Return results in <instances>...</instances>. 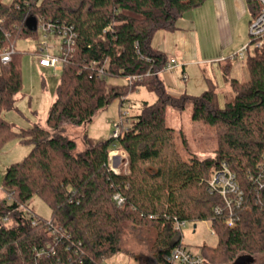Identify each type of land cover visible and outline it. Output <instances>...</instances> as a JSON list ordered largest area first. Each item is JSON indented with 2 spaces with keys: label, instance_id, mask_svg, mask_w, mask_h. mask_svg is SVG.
<instances>
[{
  "label": "trees",
  "instance_id": "obj_1",
  "mask_svg": "<svg viewBox=\"0 0 264 264\" xmlns=\"http://www.w3.org/2000/svg\"><path fill=\"white\" fill-rule=\"evenodd\" d=\"M206 1L0 0V50L36 37L29 22L38 18L70 26L77 34L74 52L58 80L48 128L34 125L17 131L5 119L22 90L21 54L1 67L0 151L15 139L31 150L4 175L0 264H103L125 252V229L147 227L155 231L152 254L145 262L137 260L165 264V257L181 244L176 219L210 222L218 242L202 245L204 264L235 263L242 254L264 255V190L250 179L264 166V45L247 58L246 80H227L235 95L223 108L211 80L201 96L170 94L162 77L169 57L152 47L158 30L175 31L180 18ZM245 1L252 17L259 15L261 3ZM141 87L154 92L156 101L145 102L119 136L97 143L87 138L86 149L77 151L76 141L64 134V123L81 125L117 98L122 107ZM188 104L194 121L214 128L215 158L187 160L177 149L167 110ZM114 149L126 153L128 172L111 169ZM222 163L236 174L244 205L251 206V211H237L235 228L224 224L226 210L214 212L215 206L224 204L207 182ZM116 194L124 198L120 205ZM34 196L49 205L50 218L28 210ZM47 243L55 253L38 257L34 248Z\"/></svg>",
  "mask_w": 264,
  "mask_h": 264
},
{
  "label": "rangeland",
  "instance_id": "obj_2",
  "mask_svg": "<svg viewBox=\"0 0 264 264\" xmlns=\"http://www.w3.org/2000/svg\"><path fill=\"white\" fill-rule=\"evenodd\" d=\"M12 1L3 0L6 4H10ZM250 23L247 27L242 28L244 31L240 33L243 39L241 43H245V45L251 41ZM41 39L42 33L38 32L36 37L20 39L16 43V50L21 54L22 90L17 96L16 108L5 112L4 117L14 125L17 131L28 129L34 125L48 128V113L56 98V87L62 71L43 69L32 61L31 53L36 50V46ZM210 50L213 51V49ZM230 51L227 50L224 54L226 55ZM187 70L190 79L188 82L182 83L188 89L187 94L201 96L203 93V90H199L201 89V82L199 84L198 78H196L192 69ZM180 75L182 76L181 73ZM238 76L242 81L248 78L249 72L246 64H244L243 71L239 72ZM112 81L122 83L121 80ZM192 89L196 94H191ZM232 94L234 97L235 93ZM156 99L157 96L154 92L147 87H141L139 91L128 96L122 107H120V99L117 98L107 107L100 109L91 120L81 125L70 122L64 123V134L76 141L77 151H82L87 147V138L97 143L113 136L114 131L118 128L117 125H120L123 118L124 124L120 126L118 132L120 135V132L130 126L132 118L140 113L143 104L145 102L154 103ZM167 124L176 131L177 149L184 159L189 160L192 157H197L203 160L216 157L215 130L211 126L192 119V105L188 104L184 109L169 107L167 110ZM30 150L31 146L22 144L18 139H15L8 142L0 151V200L6 195L3 189V180L7 169L11 164L23 160ZM110 166L116 173H120L121 170L128 172L126 153L120 149L112 150L110 152ZM9 203L11 202L9 201ZM28 210L46 219L51 216V208L38 196H34L30 200ZM195 224L197 225L195 232L194 223L188 224L180 231L182 240L197 249H200L204 244L215 246L218 239L216 234L212 233L214 230L210 222L204 221ZM154 238L155 231L150 227L141 230L125 229L123 236V249L125 252L106 259V264H142L141 262H145L147 258L150 259L152 254L151 245ZM241 257L243 258L241 262L246 264H257L264 260L262 254L253 256L242 254ZM228 264H234V262Z\"/></svg>",
  "mask_w": 264,
  "mask_h": 264
},
{
  "label": "crops",
  "instance_id": "obj_3",
  "mask_svg": "<svg viewBox=\"0 0 264 264\" xmlns=\"http://www.w3.org/2000/svg\"><path fill=\"white\" fill-rule=\"evenodd\" d=\"M251 16L245 0H207L180 18L175 31L158 30L152 47L177 62L162 74L168 92L175 96L185 94L196 97L187 94L188 89L182 84L185 82L182 76L186 75L188 82L190 75L187 69H192L199 84L201 82L199 90L202 92L207 89V80L216 84L218 102L223 108L233 97L227 80H240L238 74L246 64L245 60L230 58L245 46L241 43L240 33L251 22ZM227 50L231 51L225 55ZM190 92L196 94L193 89Z\"/></svg>",
  "mask_w": 264,
  "mask_h": 264
},
{
  "label": "built area",
  "instance_id": "obj_4",
  "mask_svg": "<svg viewBox=\"0 0 264 264\" xmlns=\"http://www.w3.org/2000/svg\"><path fill=\"white\" fill-rule=\"evenodd\" d=\"M261 5V12L250 23V36L251 41L245 45L237 54L231 56V60L241 59L247 60L250 54L259 50L264 45V0H258ZM36 33H42V39L38 42L36 50L31 53L32 61L36 62L41 68L53 69L55 71H62L64 65L68 62L70 56L74 52L76 45L77 34L74 29L67 25H58L51 20H45L44 18H38L33 20ZM1 22V20H0ZM16 44H11L0 50V72L3 65H7L12 61V58L17 54ZM176 60L171 58L167 64L166 70L171 69L176 65ZM98 75L104 77V72L100 71ZM132 78H127V81L131 82ZM183 80H187V76L183 75ZM123 118L120 125H117V130L114 131L113 136H119V128L123 125ZM121 133V132H120ZM264 167V166H263ZM262 170L264 171V168ZM259 172L258 175L250 174V179L255 181L261 189L264 190V173ZM209 191L211 193L216 192L223 200L224 208L220 205L214 207L216 214H222L224 210L228 212V217L224 220L229 228H235L237 225L236 213L239 209L251 211L250 205H244V193L239 186L236 174L229 168L226 163H222L221 166L212 171L208 179ZM114 199L118 204L124 202V198L119 194L114 196ZM264 205V203H263ZM28 217L32 215L27 212ZM153 217V216H151ZM2 220L6 223L9 222L8 217H3ZM193 222L185 220H175L174 228L180 233V231ZM32 224L36 225V220H32ZM50 227L52 230L53 224L50 221ZM197 225L194 223V232ZM53 235L55 230L51 232ZM212 233L215 234L213 231ZM57 238H55L56 240ZM34 252L38 257L49 256L54 254V248L50 243H47L41 248H34ZM165 264H204L201 248L197 249L185 243L181 238V244L176 246L166 257ZM103 264H106V259L103 260Z\"/></svg>",
  "mask_w": 264,
  "mask_h": 264
},
{
  "label": "water",
  "instance_id": "obj_5",
  "mask_svg": "<svg viewBox=\"0 0 264 264\" xmlns=\"http://www.w3.org/2000/svg\"><path fill=\"white\" fill-rule=\"evenodd\" d=\"M29 23L35 28V26H34L35 22L33 20H31ZM242 259H243L242 257L239 258L238 260L235 261L234 264H246V263L241 262Z\"/></svg>",
  "mask_w": 264,
  "mask_h": 264
}]
</instances>
